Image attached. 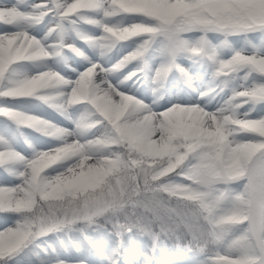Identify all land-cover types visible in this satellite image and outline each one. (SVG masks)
Instances as JSON below:
<instances>
[{"label": "snow or ice", "instance_id": "1", "mask_svg": "<svg viewBox=\"0 0 264 264\" xmlns=\"http://www.w3.org/2000/svg\"><path fill=\"white\" fill-rule=\"evenodd\" d=\"M0 214V264H264V0H0Z\"/></svg>", "mask_w": 264, "mask_h": 264}, {"label": "trees", "instance_id": "2", "mask_svg": "<svg viewBox=\"0 0 264 264\" xmlns=\"http://www.w3.org/2000/svg\"><path fill=\"white\" fill-rule=\"evenodd\" d=\"M1 215H3V214H1ZM75 235V234H74ZM168 243H169V246L170 247H175V245L177 244V241H175V240H169L168 241ZM24 259H31V260H35L36 258H35V256H33L32 254H28V255H26L25 257H24Z\"/></svg>", "mask_w": 264, "mask_h": 264}, {"label": "rangeland", "instance_id": "3", "mask_svg": "<svg viewBox=\"0 0 264 264\" xmlns=\"http://www.w3.org/2000/svg\"><path fill=\"white\" fill-rule=\"evenodd\" d=\"M177 255H178V258H182V256L179 253H177Z\"/></svg>", "mask_w": 264, "mask_h": 264}]
</instances>
